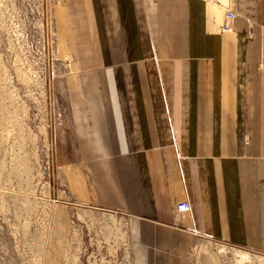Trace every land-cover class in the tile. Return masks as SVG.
<instances>
[{"label":"crops","instance_id":"0c3cea01","mask_svg":"<svg viewBox=\"0 0 264 264\" xmlns=\"http://www.w3.org/2000/svg\"><path fill=\"white\" fill-rule=\"evenodd\" d=\"M78 3L90 105L75 121L97 157L77 198L134 221L140 264L201 240L264 255V0Z\"/></svg>","mask_w":264,"mask_h":264},{"label":"rangeland","instance_id":"374dc122","mask_svg":"<svg viewBox=\"0 0 264 264\" xmlns=\"http://www.w3.org/2000/svg\"><path fill=\"white\" fill-rule=\"evenodd\" d=\"M88 62L78 0H0V264L141 263L134 221L75 194L97 157L75 121L90 105ZM175 264L264 255L201 240Z\"/></svg>","mask_w":264,"mask_h":264},{"label":"built area","instance_id":"2783aa9c","mask_svg":"<svg viewBox=\"0 0 264 264\" xmlns=\"http://www.w3.org/2000/svg\"><path fill=\"white\" fill-rule=\"evenodd\" d=\"M235 16H236V14H235L234 11H228V13H227V18H228L229 20H233V19L235 18ZM227 28H228V29H231L229 26H227ZM189 209H190V205H189V203H187V202L179 203V204H177V206H176V210H177L178 212L188 211Z\"/></svg>","mask_w":264,"mask_h":264}]
</instances>
